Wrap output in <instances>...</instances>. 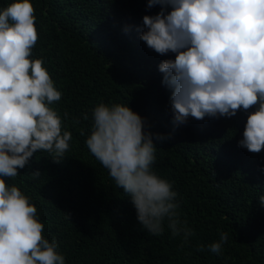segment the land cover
Here are the masks:
<instances>
[{
	"label": "trees",
	"instance_id": "obj_1",
	"mask_svg": "<svg viewBox=\"0 0 264 264\" xmlns=\"http://www.w3.org/2000/svg\"><path fill=\"white\" fill-rule=\"evenodd\" d=\"M11 2L0 0V10ZM30 2L39 36L31 58L43 59L62 92L52 107L72 140L61 162L38 151L17 177L5 180L36 206L45 238L55 239L60 254L74 256L68 264H264V150L252 153L238 144L256 107L231 118L190 116L174 127L171 90L158 66L176 54L156 53L136 31L159 6L149 9L148 0ZM100 102L129 106L146 118L156 147L153 170L173 184L179 219L195 233L187 242L183 234L171 235L167 220L160 236L143 229L130 199L90 153L85 140ZM37 170L41 175L33 178ZM221 232L228 241L218 255L208 245Z\"/></svg>",
	"mask_w": 264,
	"mask_h": 264
},
{
	"label": "clouds",
	"instance_id": "obj_2",
	"mask_svg": "<svg viewBox=\"0 0 264 264\" xmlns=\"http://www.w3.org/2000/svg\"><path fill=\"white\" fill-rule=\"evenodd\" d=\"M156 6L160 11L145 15L136 31L156 53L176 54L158 66L171 90L174 127L190 116L231 118L255 106L238 144L252 153L264 150V0H148L149 9ZM34 13L30 0H12L0 10V264H68L74 257L60 254L55 239L45 238L36 206L5 180L17 177L38 151L61 162L72 140L52 107L62 92L43 59L31 58L39 38ZM145 127L146 118L129 106L100 102L85 144L130 199L143 229L160 236L167 220L171 235L183 234L187 242L194 230L179 219L173 184L153 170L156 147ZM259 201L264 205V196ZM227 241L221 232L208 249L219 255Z\"/></svg>",
	"mask_w": 264,
	"mask_h": 264
}]
</instances>
